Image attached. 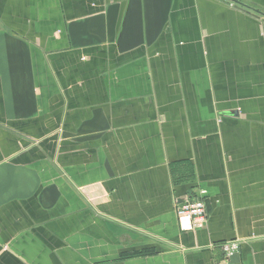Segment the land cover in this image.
Wrapping results in <instances>:
<instances>
[{
    "label": "crops",
    "instance_id": "obj_1",
    "mask_svg": "<svg viewBox=\"0 0 264 264\" xmlns=\"http://www.w3.org/2000/svg\"><path fill=\"white\" fill-rule=\"evenodd\" d=\"M232 241L264 264V0H0V264H221Z\"/></svg>",
    "mask_w": 264,
    "mask_h": 264
},
{
    "label": "built area",
    "instance_id": "obj_2",
    "mask_svg": "<svg viewBox=\"0 0 264 264\" xmlns=\"http://www.w3.org/2000/svg\"><path fill=\"white\" fill-rule=\"evenodd\" d=\"M206 191H201V197L187 199L178 204L177 215L181 229L196 230L203 227L208 219L207 204L204 200ZM223 246L224 260L221 264H231L230 260L239 250V243L236 241L225 243Z\"/></svg>",
    "mask_w": 264,
    "mask_h": 264
},
{
    "label": "rangeland",
    "instance_id": "obj_3",
    "mask_svg": "<svg viewBox=\"0 0 264 264\" xmlns=\"http://www.w3.org/2000/svg\"><path fill=\"white\" fill-rule=\"evenodd\" d=\"M178 219H179V217H178ZM179 227H180V224H179ZM180 229H181V227H180ZM181 231H183V230L181 229ZM184 231H187L188 232V231H192V230H184Z\"/></svg>",
    "mask_w": 264,
    "mask_h": 264
}]
</instances>
